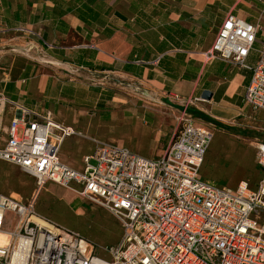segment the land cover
<instances>
[{"label": "built area", "instance_id": "1", "mask_svg": "<svg viewBox=\"0 0 264 264\" xmlns=\"http://www.w3.org/2000/svg\"><path fill=\"white\" fill-rule=\"evenodd\" d=\"M261 34L258 24L229 14L205 56L250 71L244 103L264 112ZM250 56L255 58L251 66ZM158 60L149 64L156 66ZM189 105L188 100L177 114L176 133L160 158L145 159L0 92V161L32 176L37 187L26 201L0 193V264H264V142L254 143L260 170L255 188L240 182L231 190L202 179L199 172L213 134L209 124L186 112ZM72 137L93 145L81 157L80 170L58 158L63 142ZM48 183L117 220L120 239L103 249L105 257L78 233L35 211L37 195Z\"/></svg>", "mask_w": 264, "mask_h": 264}, {"label": "crops", "instance_id": "2", "mask_svg": "<svg viewBox=\"0 0 264 264\" xmlns=\"http://www.w3.org/2000/svg\"><path fill=\"white\" fill-rule=\"evenodd\" d=\"M259 1L0 0V92L88 135L92 125L100 130L103 124L85 117L88 107L119 102V111L105 118L129 122L136 136L152 135L156 141L164 132L161 155L176 128L164 115H177L188 100L200 123L211 121L227 130L239 122L252 126L256 119L264 120V112L244 103L250 71L205 55L229 14L261 23L264 39V0ZM155 58L158 64L150 65ZM254 62L248 57V65ZM105 81L125 91L111 95L115 89H107ZM205 91L210 100L201 98ZM83 140L74 144L83 145ZM65 141L58 158L79 170L86 154L75 155L77 150Z\"/></svg>", "mask_w": 264, "mask_h": 264}, {"label": "rangeland", "instance_id": "3", "mask_svg": "<svg viewBox=\"0 0 264 264\" xmlns=\"http://www.w3.org/2000/svg\"><path fill=\"white\" fill-rule=\"evenodd\" d=\"M104 86L109 90L110 88L115 89L114 92L111 91V95H116L117 97L119 92L125 91L120 89L125 87L112 81H105ZM127 90L129 91V89ZM117 103L119 102H113V104L109 105L102 103L104 106H97L94 110H91L92 107H88V114L85 117L90 118L91 116L94 117V120H103L102 129L97 130L92 125L89 135L82 133L86 136H93L92 138L103 142L112 143L118 148H125L131 153H138L141 155L140 157L145 159L160 158L161 151L167 140L164 132L158 135L156 141L152 135L136 136L132 130V124L129 122L120 123L118 120L105 118L109 113L114 114L119 111L118 106H115ZM188 107L194 106L189 105ZM189 115L194 118L191 110ZM176 116L173 114L164 115L173 125H176L174 133L177 130ZM8 119V116H6L4 125L8 124ZM203 123H211L214 126L209 127L213 135L200 168V177L213 182L217 186H223L231 190L236 189L240 182H247L249 187L253 189L260 176V170L255 164L254 139L264 141V120L256 119L255 124L252 126L248 125V127L240 122L238 126H229V129L256 133L258 136L255 138L234 135L229 129L219 127L211 121H203ZM169 127L171 129L173 126L170 124ZM76 139L80 138L72 137L66 139L64 145L71 143L73 151L77 150L75 155L90 154L93 150V145L87 140H83V145H75ZM81 146L84 147L79 151L78 147L81 148ZM76 160L78 162L79 158ZM35 190H37V187L32 176L23 173L16 166L0 161L1 194L11 195L26 201L33 196L36 192ZM35 203V211L40 216L50 220L60 228L78 233L93 244L99 256L105 257L103 249L113 246L120 239L121 229L118 225L119 223L108 211L95 204H90L87 200L58 185L46 184L38 193Z\"/></svg>", "mask_w": 264, "mask_h": 264}, {"label": "water", "instance_id": "4", "mask_svg": "<svg viewBox=\"0 0 264 264\" xmlns=\"http://www.w3.org/2000/svg\"><path fill=\"white\" fill-rule=\"evenodd\" d=\"M201 98H202L203 100H210V98H211V94H210L209 92L205 91V92H203V94L201 95Z\"/></svg>", "mask_w": 264, "mask_h": 264}, {"label": "trees", "instance_id": "5", "mask_svg": "<svg viewBox=\"0 0 264 264\" xmlns=\"http://www.w3.org/2000/svg\"><path fill=\"white\" fill-rule=\"evenodd\" d=\"M188 108H189V107L186 108V112L189 114L191 108H189V109H188Z\"/></svg>", "mask_w": 264, "mask_h": 264}]
</instances>
